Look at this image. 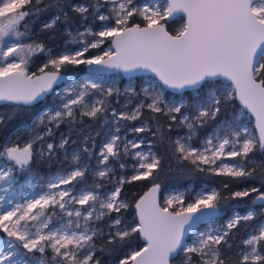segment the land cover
Listing matches in <instances>:
<instances>
[{
    "label": "snow or ice",
    "instance_id": "1",
    "mask_svg": "<svg viewBox=\"0 0 264 264\" xmlns=\"http://www.w3.org/2000/svg\"><path fill=\"white\" fill-rule=\"evenodd\" d=\"M32 3L33 0H0V101L32 105L42 100L53 92L54 86L67 83L61 74L66 65H95L96 73L111 70L131 75L140 70L150 71L158 82L149 80L141 86L150 103L141 101L131 112L112 111V116L118 118L117 127L100 148L95 168L81 162V155L86 157L91 152L85 147L81 153L72 154L65 174L47 181L48 191L31 199L21 196L24 202L16 196L18 173H30L34 159H52L57 148L53 143L36 148L34 145L43 142L45 136L51 137L53 127L59 128L65 118L74 122L77 112L100 118L108 104L105 100L86 102L85 97L93 95L91 90H99L106 97L114 92L119 95L120 90L114 85L104 89L93 82L91 74L82 87L70 83L64 88L60 107L37 118L38 125L44 126V134L37 132L24 146L10 144L0 148V159L4 161L0 164V264H102L96 257V239L104 234L100 223L105 217L110 219L106 226L116 229L108 233V244L125 242L137 233L146 241L139 250L118 260V264H173L178 257L183 258L181 264H193L194 256L196 264H225L221 245L231 249V230L241 221L254 219L258 214L256 207L264 215V191L253 187L233 192V198L256 193L253 207L243 215L236 212L223 230L198 232L201 223L214 222L226 198L213 188L187 200L184 193L172 194L161 203V186L156 179L163 167V157L151 147L147 152L133 153L131 150L140 149L144 141H125L119 135V121L138 120L144 108L165 114L172 121H177L176 114H180L179 123L188 133L175 140L161 133V145L166 151L178 161H190L194 166L190 171L253 178L259 170L264 186V163L253 166L250 157L257 150L264 153V0H145L142 4L136 0H96L94 4H78L74 10L80 14L88 13L91 7L100 21L114 23L105 24L98 32L88 29L96 37L94 41H78L83 45L79 50H65L55 56L42 43L23 42L27 34L23 22L32 12L25 6ZM106 5L111 6L109 14H101L100 8ZM134 17L140 18L143 26L134 22ZM177 17L183 19V25L170 31L168 22ZM60 19L57 15L44 27L53 28ZM106 40L107 50L90 57L85 55L90 49L101 48ZM40 53L48 55L46 62L38 68L39 74L29 72L32 58ZM165 89L182 94L188 89L197 92L195 114H183L182 109L187 107L183 95L180 100H165ZM125 92L140 95L131 84ZM237 98L242 108L239 112L233 110L229 118L227 106ZM245 110L255 117L258 135L243 125ZM222 113L225 118L212 136L202 147L194 146L192 140L199 127ZM3 122L0 118V124ZM146 130L150 131L147 124L131 129L135 133ZM68 143V138H62L58 147L64 149ZM128 155L136 161L135 174L120 177L113 190L102 191L103 183L89 184L85 179L90 174L99 181L107 178L111 182L112 164L119 162L123 169L121 157ZM202 165L210 167L205 169ZM34 179L28 178L25 186L33 188ZM141 180H150L152 187L135 203L138 221L122 224L121 216L112 214H120L129 206L121 198L123 185ZM19 191L23 192V187ZM57 210L60 215L54 222ZM189 235L196 237L190 244L186 242ZM241 243L244 247L238 253L239 264H264V222Z\"/></svg>",
    "mask_w": 264,
    "mask_h": 264
},
{
    "label": "trees",
    "instance_id": "2",
    "mask_svg": "<svg viewBox=\"0 0 264 264\" xmlns=\"http://www.w3.org/2000/svg\"><path fill=\"white\" fill-rule=\"evenodd\" d=\"M95 2L96 0H39V3H37L36 0H33L31 5L25 6V8L32 10L31 14L26 17L23 22V26L27 28V43H42L46 49L52 50L51 55L55 56L59 54L66 46L67 42L71 40L66 34V30L68 28H78L82 23L95 18L92 14L94 11L93 8L90 7L88 13L80 14L74 10V6L81 3L86 5L94 4ZM136 2L138 4H142L145 0H136ZM99 11L104 12L105 10L101 7ZM57 15H59L61 19L57 21L55 26L50 29L45 28L44 25L49 23L52 18ZM133 19L134 22L141 23L143 26L144 22L140 18L134 17ZM182 25V18L173 22H168L169 30L173 32L179 30ZM24 27L21 28L22 31L24 30ZM47 58L48 55L45 53H40L34 56L29 64V72H37V74H39L37 70L46 62ZM86 69L87 66L83 64L79 66L66 65L65 68L61 70V74L64 75L66 79L70 77H80L82 74L86 73ZM137 80L139 81L137 91L140 92L141 78H138ZM62 83L63 82H61V84ZM121 90L122 89H120V92ZM187 97L189 99L190 106L182 109L183 114L191 111V105H193L196 100L194 94H187ZM108 98L112 104H116V100L118 98L121 100L125 99L122 95L117 97L115 92L113 96ZM134 100L137 101L136 98H134ZM54 104L55 103L52 100L51 93L45 98V100L31 106H19L14 104L2 106L0 108V118H3L4 122L3 124H0V147L7 144L8 139L14 132H17L22 127L29 125L33 118L44 108ZM114 108L118 110V105L116 104ZM19 109H24L25 111H20ZM239 109L240 107L238 106L236 99L230 102L227 106L229 118L233 110L237 112ZM109 111L110 109L104 112L100 118H86L81 123H76L75 126L72 125L73 130L67 123L61 124L59 128L53 127V135L51 137L45 136V140L43 142H39L38 145H34V148L38 146L44 147L46 146V143L58 145V142L62 137H67L69 142L73 143V146L75 147L85 148L86 144L81 142L80 134L83 136L91 135L94 132L96 133L100 126L102 128L101 138L96 144V148L94 150L95 155L101 144L105 141V133L110 127V120L112 119V116ZM176 115L177 121H172L165 114L152 113L147 108H144L142 109V116L140 119L132 122V125L134 126L145 122L149 124L150 131H145L142 134L146 135L147 139L153 142L154 149L158 152V155L163 157V167L162 170L159 171V176L156 179V182L161 186V193L171 189H187L190 187L197 191L202 188L203 185L207 184L221 192V194L226 198L222 201L223 216L220 220L225 221L230 212L236 207H239V209L245 213V208H249L251 206L250 204L253 203V199H255L257 194L251 193L248 197L244 198H233L231 194L235 191L250 190L253 187L260 188L261 191H264L259 170L253 178L218 176L211 171H190L194 168L190 161H178L175 156L171 155L170 151H166L161 145V133L166 134L167 138L175 140L187 132L186 127L181 126L179 123L181 118L180 114ZM224 118L225 115L222 113L216 120L209 121L205 128L202 129L199 127V132L201 135H208V133H210V131H212V129L217 125L218 121ZM169 125H171V128H169ZM48 127H52V125H48ZM157 128H159V132H157ZM76 130H79V132H76ZM44 131V126L38 128V132L40 134H44ZM153 133H156V135H153ZM22 135L24 137L22 141L29 140L26 137L27 134ZM92 139L93 137L91 138V141ZM90 145H87L89 149ZM250 157H252L253 166L264 163V153H261L259 150H257L255 154H251ZM66 164L67 163L63 161L60 155L59 149L56 148L52 159H34L32 169L47 177L60 170ZM202 167L207 169L206 166ZM126 176L129 178L128 175ZM224 184H228V187L225 188ZM151 187L152 183L150 180L125 183L121 190V198L125 199L129 206L126 210L122 209L120 214L113 213L112 215H120L122 224L138 221L136 217L135 203L138 202L139 198L143 196ZM256 209L260 211L259 207H256ZM259 220L260 219L258 217H255L250 221H241L240 225L236 229L231 230L229 236V242L232 244L231 249L221 245L223 255L226 257L225 264H239L240 257L238 253L241 248L244 247L241 242L254 231ZM108 221L100 223V227L104 229V234L96 239V257L101 260L102 264L118 263V260L125 258L132 251L139 250V248L144 246V242L138 233L130 238H127L125 242L108 244V233L110 231H116L115 228H109L106 226L110 223V220ZM182 259V257H178L175 261H173V264H181ZM193 264H196V259L193 261Z\"/></svg>",
    "mask_w": 264,
    "mask_h": 264
},
{
    "label": "rangeland",
    "instance_id": "3",
    "mask_svg": "<svg viewBox=\"0 0 264 264\" xmlns=\"http://www.w3.org/2000/svg\"><path fill=\"white\" fill-rule=\"evenodd\" d=\"M81 4H84V3H81ZM110 7H111L110 5L104 6L103 8L105 11L100 12V13L104 14V15H108ZM55 17H53L52 19H54ZM108 23H114V20L102 22L98 18L95 17V18L89 20L88 22L82 23L78 28H75V29L68 28L66 30V34L70 37L71 40L67 42L66 46L63 48V50H61V52L65 51V50H79L83 45H82V43H80L78 41H89V42L94 41L96 39V37L89 34L87 32V30L91 29L92 32H98L101 30L102 26H104L105 24H108ZM78 33H84V35L79 36ZM23 42L27 43V36H25ZM108 47H109V42L106 40L105 43L101 45V48L90 49V51L88 53H86L85 55L87 57H90L94 54H101V51L107 50ZM91 75H92L93 82L101 85V87H103L104 89H107L109 87H113V85L115 86V88H117L119 90L122 89L120 94L117 95V97H120V95H122L125 97V99L121 100L120 98H118L116 100V104L118 105V110L114 108L116 104H114V103L112 104L110 99L108 97H106L105 95H103L102 93H100L99 90H91L93 95H91L90 97L89 96L85 97L86 102H96L98 100H105L106 103L108 104V109H110L109 112H111V116H112L113 110H116L117 112H121V111L131 112V111L135 110V107L141 101H143L146 104L150 103L151 101L146 99L143 96V93L141 92V86H146V84L148 83L149 80H156L158 82V80L154 76L140 77L141 78V84H140L141 86H140V92H138L137 91V85L139 84V81L137 80L138 78L132 79V80H126L121 75H118V74L117 75H110V76H108V75L103 76L100 74H91ZM89 76H90V74L85 73V74H82L80 77H70V78L66 79L67 83L63 82L58 87H55L53 92H52V100L55 104L52 106L50 105V106L44 108L40 113H38L33 118V120L31 121V123L29 125L22 127L17 132H14L11 135V137L8 139L7 144H5V145L16 144L19 146H24L26 143L30 142L31 139L33 138V136L38 132V128L43 126V125H38L37 118L39 116L43 115L49 109L56 110L60 107V105L63 102L62 97L64 96V88L70 86V83H75L77 86L82 87L83 84L88 81ZM130 84L132 87L136 88L137 93H140L139 96H134L131 93L125 92V89H127ZM187 94H190V93H187ZM187 94H182V95H183V98L185 99V101L187 103V107H189L190 105H189V99L187 97ZM191 94H194L195 99L197 98V95H198L197 92H192ZM182 95H174V94L167 92L166 90L164 91V99L169 100V101L174 100V99L180 100ZM134 98H136L137 101H135ZM194 103H195V101H194ZM194 103H193V105H191V111L189 113L188 112L185 113L184 115L193 116L195 114L196 109L194 107ZM74 107H76V106H74ZM237 112H239V111H237ZM86 118H93V117L83 116L80 114V112H77L76 113V119L74 122L69 123L70 118H65V121L63 123H67L68 126L73 130L72 125L75 126L76 123H81ZM116 119H118V118H114L112 116V119L110 120L111 121L110 127L108 128V130L105 133V138H104L105 141L104 142H106L107 138L112 133L115 132V128L117 127ZM222 120H219L217 125L206 136L201 135V133L198 130L196 135L193 137V140H192L193 145L196 147H202L204 145L205 140L212 136L213 132L216 130L217 126L220 124V122ZM132 122H134V121H123V120L119 121V126L121 128L119 135H121L122 138L125 139V141H135V142L144 141V143L141 145L140 149H132L131 151L133 153L136 151H141V150L147 152V151H149V147H151V150L156 152V150L153 147V142L151 140H148L146 135H144L142 133H135V132L131 131L132 128L141 127V126H143V124H147V126L149 128L150 127L149 124L145 122V123H141L139 125L134 126V125H132ZM45 123H47V121H45ZM63 123H61V124H63ZM242 123L253 134L257 135L255 121L247 112H245ZM205 126H206V124L201 126L200 128L203 129V128H205ZM186 130H187V132L184 133L183 135H181L180 137H184L187 135L188 129L186 128ZM146 131H148V130H146ZM76 132H79V130H76ZM101 132H102V128L99 126V129L97 130L96 133L94 132L91 135H85V136L80 134L81 142L83 144H86V147H87V145L91 144L90 145V150H91L90 154L87 155L86 157L84 155H81V162L84 164H87V166L90 169L95 168L97 166L99 150L104 143L103 142L101 144L100 148L98 149V151L94 155V150L96 148V144H97L98 140L101 138ZM22 134H27L26 137L29 140L22 141L24 139ZM75 137H76V135H75ZM86 137L88 139H86ZM92 137H93V139L91 141ZM62 138H67V137H62ZM61 139L59 140L58 145L61 142ZM58 145H57V149H59V152H60V155H61L63 161L67 164L65 166H63L57 172L52 173L51 175H49L47 177L42 175L40 172H36L33 169L30 173H18V182H17V189L18 190L16 192V196H17V199L19 200V202H24L22 199H20L21 196H23L27 199H31L33 196H38V195L42 194V192L48 191V189L46 187L47 181L54 176L65 174V170L68 169L70 164L72 163V160H71L72 154L73 153H81L82 150L84 149L83 147H75V146H73V143H70V142L65 146L64 149L59 148ZM2 147H0V148H2ZM66 156L68 157L67 159L65 158ZM239 160H240V158L237 157L236 161H239ZM120 162H123L125 164V167L123 169H121L119 167V162L116 164H112V167L114 169V173L110 174L111 175V182H108L107 178L104 181H99V180H97V178H95L94 176H92L90 174H86L85 179L87 180V182L89 184L93 183L94 181L99 182V183H103L102 191H111L115 187L116 182L119 180L120 177L123 176V177L127 178L126 175L131 177L133 174H135V171L133 169V165L136 163V161H135L133 156H131V155L122 156ZM229 162H235V161H229ZM3 163H4L3 159H0V164H3ZM110 163H111V160H110ZM218 163H219V161H218ZM202 166H206L207 168L210 167L208 165H202ZM31 177L35 178L34 179V187L33 188H27L25 186L26 181L28 178H31ZM21 187H23V192L19 191V189ZM213 188L214 187L205 184V185H203L202 188H200L197 191H195L192 187L187 188V189H182V188L171 189L169 191L161 193L162 203H163L164 198H166L172 194L184 193L186 196V200H187V199H191V197L193 195H195L196 193H199V192L204 191V190L211 191ZM0 194H2V193H0ZM250 205L251 206L249 208H245L246 211L250 210V208L253 207V203H251ZM77 207H80V206L77 205ZM256 211L258 213L256 217H258L260 219L258 221V225H259L260 223L264 222V216L260 215L259 214L260 211H258L257 209H256ZM236 212H239L241 215L246 213V212L245 213L242 212L241 209L236 207V208H234L233 211L230 212V214L227 216L225 221L218 220V221H215L211 224L208 223L206 225H203L202 227H200L198 229V232H207V231H210L212 229L223 230L225 228L227 222L233 217V215H235ZM59 215H60L59 210H57V216L55 217L54 222H56V220L59 219ZM65 219H67V218H65ZM108 220H110V219L108 217H105L104 221H108ZM250 234H252V232ZM0 235H2V234H0ZM195 238H196L195 236H191L187 243H189V244L192 243V241L195 240ZM48 255L50 256L51 253L49 252ZM195 259L197 260V258L194 256L193 261H195ZM108 264H118V263H108Z\"/></svg>",
    "mask_w": 264,
    "mask_h": 264
},
{
    "label": "water",
    "instance_id": "4",
    "mask_svg": "<svg viewBox=\"0 0 264 264\" xmlns=\"http://www.w3.org/2000/svg\"><path fill=\"white\" fill-rule=\"evenodd\" d=\"M179 18H181V17H177L176 19H170L169 20V22H173V21H175V20H177V19H179ZM96 67L97 66H92V68H89L88 66H87V69H86V73L87 74H100V75H108V76H110V75H121L124 79H126V80H132V79H136V78H140V77H149V76H154L155 77V74L154 73H151L150 71H143V70H140V71H137V72H135V73H133V74H131V75H129V74H126V73H124L123 71H111V70H109V71H105V72H99V73H96L95 72V69H96ZM156 78V77H155ZM157 80H158V78H156ZM220 80H221V82H223V78L221 77V78H219ZM55 87H57V86H54V88ZM54 90V89H53ZM167 92H169V93H171V94H174V95H182V93H180V92H176V91H174V90H172V89H165ZM192 92H194L193 90H191V89H188V90H185L184 92H183V94H187V93H192ZM52 92H50V93H48V94H46L45 96H44V98L42 99V100H40V101H38V102H35V103H33L32 105H34V104H36V103H39V102H41V101H43V100H45V98L49 95V94H51ZM236 101H237V104H238V106L240 107V108H242V105L240 104V102H239V100H238V98L236 99ZM9 104H14V105H19V106H31V105H23V104H17L16 102H12V101H0V108L2 107V106H5V105H9ZM245 112H247L246 110H245ZM248 113V112H247ZM253 119H254V121H255V117L251 114V113H248ZM256 131H257V135H258V129L256 128ZM149 191V190H148ZM147 191V192H148ZM222 216H223V212L221 211L220 212V214L219 215H217L216 217H215V220H214V222L215 221H218V220H220L221 218H222ZM136 217H137V220H138V216H137V214H136ZM206 224H208L207 222H203V223H201L199 226H198V229L200 228V227H202L203 225H206ZM192 235H189V237L187 238V240H186V242H188V240L190 239V237H191ZM141 238H142V236H141ZM142 240H143V238H142ZM143 242H144V245L146 244V241H144L143 240Z\"/></svg>",
    "mask_w": 264,
    "mask_h": 264
},
{
    "label": "flooded vegetation",
    "instance_id": "5",
    "mask_svg": "<svg viewBox=\"0 0 264 264\" xmlns=\"http://www.w3.org/2000/svg\"><path fill=\"white\" fill-rule=\"evenodd\" d=\"M239 208V207H238ZM234 210V209H233Z\"/></svg>",
    "mask_w": 264,
    "mask_h": 264
}]
</instances>
